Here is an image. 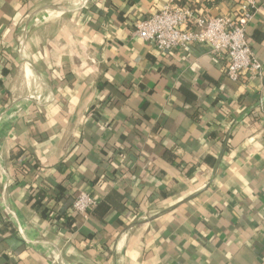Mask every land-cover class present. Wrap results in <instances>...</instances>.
I'll return each instance as SVG.
<instances>
[{
    "label": "crops",
    "instance_id": "1",
    "mask_svg": "<svg viewBox=\"0 0 264 264\" xmlns=\"http://www.w3.org/2000/svg\"><path fill=\"white\" fill-rule=\"evenodd\" d=\"M168 1L0 0V264H264V0L239 82L134 35Z\"/></svg>",
    "mask_w": 264,
    "mask_h": 264
},
{
    "label": "built area",
    "instance_id": "2",
    "mask_svg": "<svg viewBox=\"0 0 264 264\" xmlns=\"http://www.w3.org/2000/svg\"><path fill=\"white\" fill-rule=\"evenodd\" d=\"M233 7L228 14L207 16L169 0L159 11L139 20L133 33L144 41L153 42L161 52L189 51L191 44H206L214 55L227 57L228 79L236 82L253 79L261 76L263 65L249 45L246 32L247 24L259 7L254 0H239ZM72 202L73 211L83 218H87L97 204L83 190Z\"/></svg>",
    "mask_w": 264,
    "mask_h": 264
},
{
    "label": "trees",
    "instance_id": "3",
    "mask_svg": "<svg viewBox=\"0 0 264 264\" xmlns=\"http://www.w3.org/2000/svg\"><path fill=\"white\" fill-rule=\"evenodd\" d=\"M238 1L239 0H235V3H237ZM219 3H220V0H214V1L203 2L202 5L200 4L199 6L195 7V6H192L191 4L188 6L185 3H182L181 1H178V4L194 8L198 13H203L201 9H203V11H207L210 7L216 6ZM215 16H217V15H215ZM35 197L37 198V200H41V195H39L38 193L35 194Z\"/></svg>",
    "mask_w": 264,
    "mask_h": 264
},
{
    "label": "bare ground",
    "instance_id": "4",
    "mask_svg": "<svg viewBox=\"0 0 264 264\" xmlns=\"http://www.w3.org/2000/svg\"><path fill=\"white\" fill-rule=\"evenodd\" d=\"M25 70V69H24Z\"/></svg>",
    "mask_w": 264,
    "mask_h": 264
}]
</instances>
